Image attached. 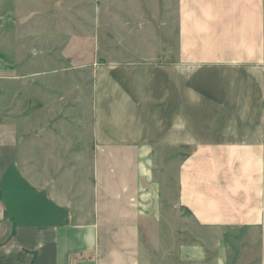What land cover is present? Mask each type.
I'll use <instances>...</instances> for the list:
<instances>
[{
    "label": "crops",
    "instance_id": "obj_1",
    "mask_svg": "<svg viewBox=\"0 0 264 264\" xmlns=\"http://www.w3.org/2000/svg\"><path fill=\"white\" fill-rule=\"evenodd\" d=\"M28 1L0 0L25 38L0 54V264H264V0ZM83 3L94 52L51 30ZM84 69L89 122L60 91Z\"/></svg>",
    "mask_w": 264,
    "mask_h": 264
},
{
    "label": "rangeland",
    "instance_id": "obj_2",
    "mask_svg": "<svg viewBox=\"0 0 264 264\" xmlns=\"http://www.w3.org/2000/svg\"><path fill=\"white\" fill-rule=\"evenodd\" d=\"M68 2V0H50L49 2H43L42 0H30L28 2H22L20 3V7L23 10L26 9H30V11H34V13L37 12H41L44 9H48V7H50V10H54L56 11L55 14H62L60 12V10H62L63 14H66V18L68 19L69 16H71V14L69 12H67V10H65V6H66V2ZM79 0H73V5H76L77 2ZM83 2L86 1H91V0H82ZM76 3V4H75ZM15 4H7V7H5L6 10H3L4 12L10 11V10H14ZM45 7V8H44ZM80 8V9H79ZM77 11H81V15L82 18L78 17V15H76L75 21L78 23H81L80 26H78V24L75 22L74 25H72V27H69L68 25H65L64 23L60 22L61 24L55 22V21H51V26L53 27L51 30L52 32H56L57 34H60L63 38L64 36H66L67 40L70 39V34L72 33H79L82 30V36L84 38L87 37H92V40L90 39L88 42L87 39H84V47L90 46V51L94 52V46H95V38L97 37L99 42L101 43V45L105 44V41L108 39V35L106 34V29H105V23L100 25L98 22H94L95 20V16L97 13L95 11V9L91 6V4L89 3H83L82 5L78 6L77 8H75ZM72 13L74 12V8L71 9ZM77 14V12H76ZM72 17V16H71ZM70 19V18H69ZM4 21H2V26H0V33L2 31V27H4V31L0 37V54L2 53V55H5L4 57H8V55H11L10 57H14L17 56V53L15 52L17 50L18 52V47L19 45H22L25 41V38L21 37L22 40H20V42H18L17 38H18V30L17 28L20 27L19 24L21 25V20L18 19L17 17L8 14L6 18L3 19ZM56 20V19H54ZM13 21H15V23L13 24ZM18 23V24H17ZM56 24V25H55ZM60 25V26H59ZM97 25L100 27L98 29ZM74 26V27H73ZM42 27L40 26V29ZM99 31V34L96 33ZM20 37V36H19ZM2 38V39H1ZM59 36L56 35V37L51 36L50 40L51 42L57 41L59 40ZM48 38H43L42 35H38L36 38V41L39 42V44H42L43 41L45 42ZM71 42L73 41V39H70ZM35 41V42H36ZM87 48V47H85ZM16 53V55H13V53ZM54 67V66H53ZM59 65H55L54 68H58ZM35 69H42V70H47L48 66H43L42 64H39L37 67H35ZM51 69V68H50ZM53 69V68H52ZM19 72H21V70H19ZM65 74V76L63 75ZM70 73H62V77L66 78V83L61 84L60 85V91H65V93H67V97L69 96V92L71 90H76V98L81 97V101L79 104H77V107L79 109H81V114H82V119L84 122H89L90 117H91V111H92V106H91V86H92V82H91V77H90V73L88 70L83 71V75L85 76L84 78H81V82L79 83H72L69 82L70 79ZM75 86H77V89L75 88ZM170 182V181H169ZM169 191V190H168ZM175 192V190L173 191V193ZM169 194V192H168ZM183 221L179 222V233L180 236L182 235V233L184 232V225L182 224ZM185 222V221H184Z\"/></svg>",
    "mask_w": 264,
    "mask_h": 264
}]
</instances>
